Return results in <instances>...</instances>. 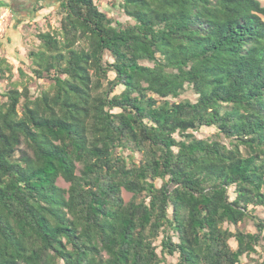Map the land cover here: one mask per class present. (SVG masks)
I'll return each mask as SVG.
<instances>
[{"label":"trees","instance_id":"obj_1","mask_svg":"<svg viewBox=\"0 0 264 264\" xmlns=\"http://www.w3.org/2000/svg\"><path fill=\"white\" fill-rule=\"evenodd\" d=\"M57 1L50 86L0 103V264H264L261 0Z\"/></svg>","mask_w":264,"mask_h":264},{"label":"rangeland","instance_id":"obj_2","mask_svg":"<svg viewBox=\"0 0 264 264\" xmlns=\"http://www.w3.org/2000/svg\"><path fill=\"white\" fill-rule=\"evenodd\" d=\"M98 4L99 8L106 12L109 16H113L116 19L120 21H126L130 18L125 14L123 9L120 6V3L122 0H95ZM261 2L264 4V0H261ZM53 18L49 19V25L40 27L39 29H24L25 32L22 34L25 39L24 45L21 47H16V57L19 60L17 62V66L15 64H11L8 62L7 58L4 56H0V59H4L3 63V71H0V103L6 100V97L3 96V91H6L10 86L13 84L18 85L20 88H22L24 85H30L33 87L34 90L39 91L42 89H46L50 86V83L47 80L44 79H37L33 73V68L35 67V64L33 62V58L29 56V52L31 50H38L41 48V41L38 39L37 34L39 31H57L60 26V15L56 11ZM10 15L6 16V21L4 22V31H2L0 35V47L3 43L2 39L5 37L6 29H7V23L9 20ZM33 36L31 37L30 34ZM27 34V35H26ZM30 36V37H29ZM107 83L105 82V86ZM191 98L195 99L196 95L191 87L187 88V91L184 93L183 98ZM215 131L214 128H206L202 131L196 132L200 136L202 135H210L213 134ZM59 184L64 187H68L69 184L65 182L63 179L59 180ZM123 195L126 201H128L132 197V193L128 192L127 190H123ZM253 214L261 219L264 220V206L263 207H257ZM242 228H246L250 231H257L256 226L252 221H247L241 225ZM253 257L257 259H264V240L262 241V245L259 246V252L253 254ZM170 261H175L176 258L169 256ZM249 261V258H244L243 262L244 264Z\"/></svg>","mask_w":264,"mask_h":264},{"label":"crops","instance_id":"obj_3","mask_svg":"<svg viewBox=\"0 0 264 264\" xmlns=\"http://www.w3.org/2000/svg\"><path fill=\"white\" fill-rule=\"evenodd\" d=\"M58 7L57 0H0V14L10 15L0 47V56L4 54L8 62L16 65L19 61L16 47L25 44L22 41L25 39L23 30L48 26L49 19L54 17ZM30 36L33 37L31 34Z\"/></svg>","mask_w":264,"mask_h":264},{"label":"built area","instance_id":"obj_4","mask_svg":"<svg viewBox=\"0 0 264 264\" xmlns=\"http://www.w3.org/2000/svg\"><path fill=\"white\" fill-rule=\"evenodd\" d=\"M6 16H7L6 13L0 14V35H1L2 31H4V22L6 21L5 20Z\"/></svg>","mask_w":264,"mask_h":264}]
</instances>
